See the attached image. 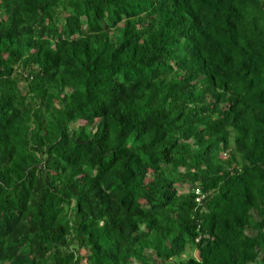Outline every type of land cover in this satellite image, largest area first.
Listing matches in <instances>:
<instances>
[{
	"label": "trees",
	"instance_id": "trees-1",
	"mask_svg": "<svg viewBox=\"0 0 264 264\" xmlns=\"http://www.w3.org/2000/svg\"><path fill=\"white\" fill-rule=\"evenodd\" d=\"M82 260L264 264V0H0V264Z\"/></svg>",
	"mask_w": 264,
	"mask_h": 264
},
{
	"label": "rangeland",
	"instance_id": "rangeland-1",
	"mask_svg": "<svg viewBox=\"0 0 264 264\" xmlns=\"http://www.w3.org/2000/svg\"><path fill=\"white\" fill-rule=\"evenodd\" d=\"M180 192L187 190V185L183 186L181 189L179 188ZM81 264H85V260H82Z\"/></svg>",
	"mask_w": 264,
	"mask_h": 264
}]
</instances>
